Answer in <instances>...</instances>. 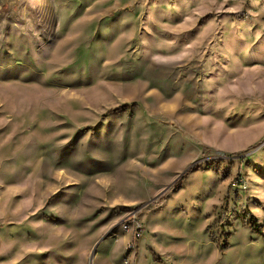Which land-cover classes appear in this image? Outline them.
Wrapping results in <instances>:
<instances>
[{
  "label": "rangeland",
  "instance_id": "374dc122",
  "mask_svg": "<svg viewBox=\"0 0 264 264\" xmlns=\"http://www.w3.org/2000/svg\"><path fill=\"white\" fill-rule=\"evenodd\" d=\"M134 257L264 264V0H0V264Z\"/></svg>",
  "mask_w": 264,
  "mask_h": 264
},
{
  "label": "crops",
  "instance_id": "0c3cea01",
  "mask_svg": "<svg viewBox=\"0 0 264 264\" xmlns=\"http://www.w3.org/2000/svg\"><path fill=\"white\" fill-rule=\"evenodd\" d=\"M45 197H42L41 199L37 200L38 202L32 204L33 207L31 208V212L29 214H27V216L29 215V217L27 218L26 216V220H32V223L34 225H37L38 222L40 221H44V215L42 214V211L44 210L45 207H42L40 209V207L43 205V204H46L47 201L46 199H43ZM63 201L62 200H56L54 202H52L53 206H52V211L55 212L57 215L61 212L59 211V209L57 208L59 204H61ZM72 207L69 211V213L67 212L68 215L63 216L66 217L65 219L66 220H72L74 221L76 224H79L80 227L84 225V222L85 221H88L89 218H90V207H89V204L87 202V200H85V198H83L82 200L81 199H77V200H74L72 201ZM56 206V207H55ZM76 229L75 231L77 232V234H74L73 236V239L74 241L72 242V245H75L77 242H78V238H84L86 235L88 236V244H90V239H91V234H90V226L89 228H87L86 230L84 231H81L82 229ZM81 232V233H80ZM58 262H62V261H58ZM70 264H80L78 262H71ZM83 264V263H82Z\"/></svg>",
  "mask_w": 264,
  "mask_h": 264
},
{
  "label": "built area",
  "instance_id": "2783aa9c",
  "mask_svg": "<svg viewBox=\"0 0 264 264\" xmlns=\"http://www.w3.org/2000/svg\"><path fill=\"white\" fill-rule=\"evenodd\" d=\"M122 230L125 232H129L131 234V240L127 244V253L134 252V256L136 257L138 254V240L142 237L143 229L145 228V224L138 220L137 217L133 214L129 216L128 219H124L121 222ZM131 261L128 258L124 260V264H137L136 259Z\"/></svg>",
  "mask_w": 264,
  "mask_h": 264
},
{
  "label": "trees",
  "instance_id": "16d2710c",
  "mask_svg": "<svg viewBox=\"0 0 264 264\" xmlns=\"http://www.w3.org/2000/svg\"><path fill=\"white\" fill-rule=\"evenodd\" d=\"M133 106H134V105H133ZM129 107H131V106H129V105L120 106V107H117V108L111 109L110 112H112V111H119V110L122 109V108H129ZM182 179H184L183 176L181 177V180H182ZM252 226H253V224H252Z\"/></svg>",
  "mask_w": 264,
  "mask_h": 264
},
{
  "label": "water",
  "instance_id": "95a60500",
  "mask_svg": "<svg viewBox=\"0 0 264 264\" xmlns=\"http://www.w3.org/2000/svg\"><path fill=\"white\" fill-rule=\"evenodd\" d=\"M105 237H106V236H105ZM94 252H95V248H94V250L91 252L90 262H92V260H93Z\"/></svg>",
  "mask_w": 264,
  "mask_h": 264
},
{
  "label": "bare ground",
  "instance_id": "6f19581e",
  "mask_svg": "<svg viewBox=\"0 0 264 264\" xmlns=\"http://www.w3.org/2000/svg\"><path fill=\"white\" fill-rule=\"evenodd\" d=\"M162 242V241H161Z\"/></svg>",
  "mask_w": 264,
  "mask_h": 264
}]
</instances>
